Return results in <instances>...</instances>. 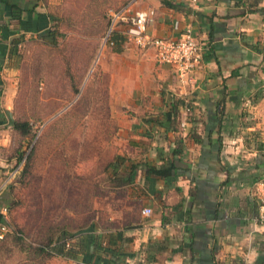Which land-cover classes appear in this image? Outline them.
Segmentation results:
<instances>
[{
    "label": "crops",
    "instance_id": "crops-1",
    "mask_svg": "<svg viewBox=\"0 0 264 264\" xmlns=\"http://www.w3.org/2000/svg\"><path fill=\"white\" fill-rule=\"evenodd\" d=\"M33 7L46 11L42 0H0V178L24 142L11 124L8 80L16 42L33 34L17 16ZM148 8L158 36L192 29L203 60L187 83L152 49L135 60L133 81L120 68V86L135 94L122 97L132 110L126 155L149 165L174 159L178 169L172 181L140 170L129 197L142 210L102 237L118 235L120 264H264V0H135L129 13Z\"/></svg>",
    "mask_w": 264,
    "mask_h": 264
},
{
    "label": "rangeland",
    "instance_id": "rangeland-1",
    "mask_svg": "<svg viewBox=\"0 0 264 264\" xmlns=\"http://www.w3.org/2000/svg\"><path fill=\"white\" fill-rule=\"evenodd\" d=\"M130 1L42 0L54 16L56 43L30 34L18 46L8 80L13 114L29 121L32 131L18 146L24 158L18 173L0 194L6 233L0 264H82L37 254L36 247L63 229L93 227L102 238L104 230L117 229L142 210L143 201L129 197L134 185L112 188L109 166L115 157H127L124 125L132 110L122 97L135 95L134 86H120V68L127 66L133 81L135 60L151 51L127 39L117 52L109 42L111 11Z\"/></svg>",
    "mask_w": 264,
    "mask_h": 264
},
{
    "label": "trees",
    "instance_id": "trees-1",
    "mask_svg": "<svg viewBox=\"0 0 264 264\" xmlns=\"http://www.w3.org/2000/svg\"><path fill=\"white\" fill-rule=\"evenodd\" d=\"M24 34H44L48 41L56 43V33L52 26L54 16L47 11L39 12L33 7L28 11L27 17L17 16ZM110 26V18H109ZM109 29V28H108ZM127 36L124 30L116 28L109 37V42L114 46V50L121 52L123 44L127 41ZM19 41L16 42L15 50L10 56L17 55ZM13 128L22 136L31 134L32 126L29 121L12 119ZM174 154H180V150H174ZM23 155H17L18 163L23 159ZM181 160V158H178ZM111 167V185L112 188H123L135 183V178L140 170L147 180L152 175L159 176L165 180H174L177 176V165L174 159L164 162L162 165H149L146 163L135 162L131 157L117 156L109 165ZM9 172L2 175L0 183L7 176ZM9 186V185H8ZM5 221V216L0 212V228ZM6 235V233H5ZM4 235V236H5ZM3 236V238H4ZM78 237L77 243H70L68 238ZM117 234L108 233L102 238L94 232L92 227L89 231H80L77 233L69 232L63 229L60 235H52L49 239L36 247L37 254H44L48 256L59 255L64 258L79 261L82 264H120L121 255L125 254L123 250L117 245ZM105 241V244H104Z\"/></svg>",
    "mask_w": 264,
    "mask_h": 264
},
{
    "label": "built area",
    "instance_id": "built-area-1",
    "mask_svg": "<svg viewBox=\"0 0 264 264\" xmlns=\"http://www.w3.org/2000/svg\"><path fill=\"white\" fill-rule=\"evenodd\" d=\"M135 0H131L124 6L111 11L110 26L108 35L117 28L119 24H124V34L128 40L133 41L143 49H152L156 54L157 61L161 64L170 65L175 75L181 83L190 81L195 69L203 60L204 46L192 29H186L178 37L158 36L150 30V25L154 20L155 10L152 8L137 10L134 14L129 10ZM199 0H189L192 4ZM10 171L0 183L1 192L12 182L18 173L20 164ZM259 199V220L264 222V178L258 184ZM143 213H152L151 208H144ZM5 235L4 227L0 228V238Z\"/></svg>",
    "mask_w": 264,
    "mask_h": 264
}]
</instances>
